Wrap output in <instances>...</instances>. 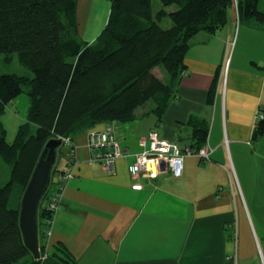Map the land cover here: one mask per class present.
<instances>
[{"label":"crops","instance_id":"0c3cea01","mask_svg":"<svg viewBox=\"0 0 264 264\" xmlns=\"http://www.w3.org/2000/svg\"><path fill=\"white\" fill-rule=\"evenodd\" d=\"M264 13V0H259ZM112 0H78L79 36L95 41ZM231 11L215 35L200 32L186 56L177 95L159 119L101 123L73 136L79 163L51 228V247L63 246L74 264H264V136L253 140L264 111V24L239 22ZM217 89L208 102L213 83ZM208 128L210 160L185 158L183 174L133 177L141 140L161 136L191 147L192 119ZM112 127L124 156L114 171L92 161L88 132ZM59 150L58 171H69Z\"/></svg>","mask_w":264,"mask_h":264},{"label":"trees","instance_id":"16d2710c","mask_svg":"<svg viewBox=\"0 0 264 264\" xmlns=\"http://www.w3.org/2000/svg\"><path fill=\"white\" fill-rule=\"evenodd\" d=\"M112 0L108 23L91 42L79 36L78 0H0V54L17 53L33 74L0 75V118L22 93L30 98L27 120L13 143L0 120V156L12 165L11 180L0 185V264H74L61 245L46 249L45 204L60 171L55 166L39 207L41 256L35 259L25 245L20 227L21 200L46 144L71 137L101 123H128L156 115L159 119L175 99L186 71L185 59L200 33L215 35L229 21L237 2L238 21L264 24L259 0ZM177 6L175 10L170 7ZM169 18L171 26L161 23ZM159 70L163 76L156 73ZM213 83L208 102L214 100ZM152 104L147 108V105ZM264 112V111H262ZM192 149L207 142L204 121L192 119ZM264 136V119L254 128L253 140ZM63 144L58 148L59 150ZM58 163V158L56 165ZM21 186L18 209L9 207Z\"/></svg>","mask_w":264,"mask_h":264},{"label":"built area","instance_id":"2783aa9c","mask_svg":"<svg viewBox=\"0 0 264 264\" xmlns=\"http://www.w3.org/2000/svg\"><path fill=\"white\" fill-rule=\"evenodd\" d=\"M261 119H264L262 111L257 115V122ZM58 139L62 140L63 146L67 149L69 171L56 174L52 191L45 204L46 211L50 214V217L45 220L43 233L47 250L51 248V228L63 200L64 190L68 182L74 178L73 168L80 161L79 147L75 141L71 137L59 136ZM88 146L93 151L91 160L100 162L110 172L114 171L116 161L124 156V151L112 127L89 131ZM141 146L143 150L135 156L134 162L129 167L130 173L133 177L143 174L151 179L157 178L165 170H169L175 177H180L183 174L186 157L197 156L203 161H209L212 151L206 146L199 151L191 147L182 148L179 143L163 138L157 128L152 129L148 136L141 140Z\"/></svg>","mask_w":264,"mask_h":264},{"label":"water","instance_id":"95a60500","mask_svg":"<svg viewBox=\"0 0 264 264\" xmlns=\"http://www.w3.org/2000/svg\"><path fill=\"white\" fill-rule=\"evenodd\" d=\"M61 139H51L45 146L21 200L20 227L25 245L35 259L40 258L39 207L46 194L58 158Z\"/></svg>","mask_w":264,"mask_h":264},{"label":"rangeland","instance_id":"374dc122","mask_svg":"<svg viewBox=\"0 0 264 264\" xmlns=\"http://www.w3.org/2000/svg\"><path fill=\"white\" fill-rule=\"evenodd\" d=\"M155 11L161 8L159 0H153ZM177 6L170 7V10L177 9ZM171 20L166 18L161 25L165 28L171 26ZM7 55L0 54V75L1 74H18L21 76L32 77V72L25 67L19 60L18 54H10V60L7 59ZM157 75L163 76V73L159 70H156ZM30 106V98L26 92L18 96L2 114L0 120L3 124V127L6 130V138L9 143H13L17 137L19 127L22 123H25L27 120V113ZM152 104L147 105L151 107ZM61 158H59L56 167L59 166ZM12 176V165L6 163L3 158L0 156V185H6ZM56 176V175H55ZM55 179V177H54ZM22 192L21 186H16L10 198L9 207L11 209H18L19 207V196ZM31 260V257H26L22 259L18 264H25Z\"/></svg>","mask_w":264,"mask_h":264}]
</instances>
